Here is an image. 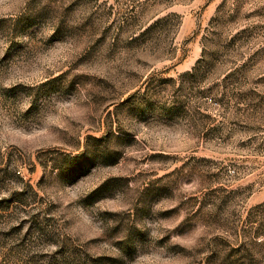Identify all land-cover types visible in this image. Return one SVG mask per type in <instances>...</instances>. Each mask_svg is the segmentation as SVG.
Masks as SVG:
<instances>
[{"label":"rangeland","instance_id":"rangeland-1","mask_svg":"<svg viewBox=\"0 0 264 264\" xmlns=\"http://www.w3.org/2000/svg\"><path fill=\"white\" fill-rule=\"evenodd\" d=\"M0 264H264V0H0Z\"/></svg>","mask_w":264,"mask_h":264}]
</instances>
